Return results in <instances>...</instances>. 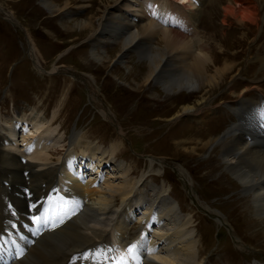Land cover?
Here are the masks:
<instances>
[{
    "label": "rangeland",
    "instance_id": "374dc122",
    "mask_svg": "<svg viewBox=\"0 0 264 264\" xmlns=\"http://www.w3.org/2000/svg\"><path fill=\"white\" fill-rule=\"evenodd\" d=\"M43 1L53 3L54 7L66 5L63 6L64 10L51 14L43 6L42 0H0V7L18 22L5 19L6 16L0 12V125L6 127L5 125L10 124L15 116L13 120L18 117L17 114H30L31 109L47 118L54 114L52 124L58 126L60 135H64V147L61 150L56 148L50 151L51 163H55L57 157L68 148V138L72 130L76 129L75 132L84 140L92 142L90 144L96 145L99 151H106L102 160L105 164L106 157L107 161L110 160L107 166L112 176L109 175L106 180L109 184L121 183L126 178L128 181L131 178L138 181L144 177L150 182L145 184L146 187L148 185L160 187L163 182L164 190L171 191L169 195L179 202L178 205L185 213L179 214L181 217L179 225H183L181 228L187 233L182 236L189 235L197 240L200 251L199 264H264V216L261 218L257 214L251 190L248 192L249 189L231 175L226 168L228 160L222 156V144L229 140L230 136H226L222 143H214L208 147L209 149L204 146L209 136L217 139L228 130L234 119L230 109L236 107L237 101L242 97L256 100L260 93H264V0H255V5L258 1L259 12L255 24L238 23L231 15H225L223 7L226 0H205L208 1V6L206 7V3L202 12L199 10L201 16L204 14L202 22L199 18L195 22V28L187 29L188 33L173 28L186 35L185 38L193 44L192 49L196 54H204V47L206 48L207 54L211 57V62H206L210 69L209 75L223 67L225 61L229 64L235 61L236 66L232 71L234 74L229 72L231 75L228 73L225 79H221L220 85L209 91L208 88H204L206 91L189 94L175 90L176 93L170 95L167 94L168 88L165 89L163 83H155L153 80L143 82L147 72L146 65L149 63L145 57L147 52L145 48L130 50L122 47L125 37L120 36L121 33L117 34L112 23L105 25V30L99 31L98 36V30L93 33L98 29L97 24L102 20L103 14L116 5L112 0ZM129 1L135 4L137 0ZM161 3V8L166 10V1ZM123 5L124 2L113 9L114 12L117 11L116 15L123 16V11H118L119 7H123L126 11L124 14L128 15V11L134 6L128 3V7ZM160 12L162 10H159V18L162 14ZM90 16H93L92 31L80 33L75 28L76 23L83 22ZM223 20H226L225 24ZM150 21L153 20L147 22ZM136 30L137 28L133 27L132 31ZM159 36L160 34L157 35L156 32L154 38L149 39L150 46L154 48L157 46ZM33 44L36 47L34 53L36 52L35 55L42 67L41 72L34 67L32 61ZM119 53H123V60H115ZM97 55L102 57L103 65L96 60ZM54 67L58 71L54 70ZM63 68H72L85 73L84 75L95 77L96 84L100 87V96L113 112L118 127L89 105L83 83L59 71ZM165 80L171 84L174 83L175 77L167 75ZM233 81H236L237 85L234 91L230 89ZM243 94L246 95L242 96ZM242 101L238 103L239 106ZM186 106L193 112L175 116L181 107ZM240 112L239 110L238 113ZM204 114L207 115L203 117ZM241 116L246 119L242 113ZM177 117H180L178 121ZM233 127L237 125L230 128ZM111 148H114V151L110 156ZM70 149L75 153L79 152L76 144ZM88 152L91 154V151ZM97 157H100V154L95 157L98 160ZM157 158L165 164L166 161L170 163L172 169L160 167L155 161ZM112 161L114 168L110 165ZM97 163L102 165L101 162ZM0 168V179L6 180L4 170L6 168L1 164ZM175 168H179L177 171H181L184 179L188 181L191 179L202 209L209 208V211L216 213L221 220L193 205ZM2 169L4 173H1ZM126 169L127 173L124 172ZM93 173H96V168ZM99 177L104 180L100 174ZM32 179L34 180L33 177L25 179L24 184L30 191L33 189L31 199L28 198L31 208L34 200L40 196L41 204L48 191L44 193V188L42 191L36 188L37 182ZM21 180L23 181L22 176ZM21 180L13 183L11 188L13 194L16 188H22ZM6 191L0 189L2 199L13 198L9 197ZM130 193L138 201V193L134 190ZM151 193L153 196V192ZM129 196L130 194L121 201L119 195H114L110 208L117 209V216H120L109 224L114 223V226L119 224V227L115 228L122 233L126 231L127 223L125 225L123 218L120 221L121 214L125 208H132L126 205ZM1 201L0 199V209H4L6 201H3V204ZM84 201L86 204L89 203L86 199ZM25 203V198L22 197L21 201L14 205L22 210L21 206ZM130 204L129 201L128 205ZM144 209L149 216V210ZM17 212L19 214L20 211ZM3 216L9 218L6 212ZM148 216L144 222H147ZM129 220L132 221L131 217ZM223 222L226 224H222ZM189 223V226L186 225ZM109 224L102 228L103 231L109 228ZM229 226L231 232L239 237L240 243H243L239 247L230 244L227 234ZM132 228L130 229L128 225V241L132 234L134 238L141 227L133 232ZM2 231L1 227L0 232ZM170 231L159 229L158 232L162 233L161 238L164 237L163 241L166 242ZM148 233L144 235L149 238L151 233ZM148 240L152 243L150 238ZM230 248H235L237 251L232 249L234 252L241 253L239 257L242 261L236 260L235 253L230 251ZM155 250V247L154 250H147L150 251V255L152 253V260L155 259L152 264H162V261L158 260L159 257L167 256V259H171L170 251H167L168 254L165 252L159 254ZM103 254L105 253L102 250L101 256L105 257Z\"/></svg>",
    "mask_w": 264,
    "mask_h": 264
},
{
    "label": "bare ground",
    "instance_id": "6f19581e",
    "mask_svg": "<svg viewBox=\"0 0 264 264\" xmlns=\"http://www.w3.org/2000/svg\"><path fill=\"white\" fill-rule=\"evenodd\" d=\"M112 1L113 4L116 5L109 8L103 14L102 20L97 24L98 29L95 31L93 30V33L98 30V36L99 31L105 30V25L112 23L116 28L117 34L121 33L120 36L124 35L125 37L122 47L130 50L131 48H145V51H147L145 53V57L148 59L149 63L146 65L147 72L143 79L144 83L152 80L155 81V83H163L165 89L168 88L167 94L169 95L171 93H176L175 90L184 91L189 94H195L198 91H203L204 88H208L207 91H209L213 87L220 85L219 82L221 79L225 76H228L229 72L232 73L233 69L235 68V61H231L230 64L225 61L223 63V67L218 69L215 68V73L209 75L208 72L210 69L208 63L206 62H211V57L209 54H207L206 48L204 47V54H196L192 49L193 44L185 38L186 35L173 30L174 23H177L187 29L195 28V22L201 15L199 10H201L200 8L202 7L205 0H137L135 1V4L129 0ZM161 1H166V10L161 8ZM123 2V6L125 7H128L127 3L133 4L134 6L132 8L130 7L131 11H128V15L124 14L126 11H124L123 7H119L118 11H123L122 15L124 17H121L116 15L115 12L117 11L114 12L113 9ZM42 4L51 14L64 10L63 8L65 7L63 6L66 5L63 4L62 7H54L53 3L43 0ZM257 4L258 1H256L255 5V0H226V5L223 7V10L225 15H231L238 23L244 24L249 22L251 24H255L256 20L259 18ZM0 10L8 19L11 20L12 16L9 13L2 9V7H0ZM159 10H162L160 14H163H161L160 18L158 17ZM199 13L200 15H198ZM162 17H169V28L160 24ZM151 19L153 21L147 22ZM92 20L93 16H90L85 21L76 23L75 28L80 33H83L84 31L88 33L92 31L94 27ZM222 22L225 24L226 20H223ZM159 25L160 28H158ZM133 27H136L137 30L132 31ZM156 32L157 35L159 33L160 36L158 38V43L156 42L157 46L154 48L150 46L149 39L152 37L154 38V34H156ZM35 49L36 47L33 44V52L31 55L33 56L32 58H34L35 62L33 59L32 60L34 62V66L39 70V72H41L40 62L35 55L36 52L34 53ZM122 58L123 53H119L117 59L115 60H123ZM96 60L101 62L102 57L97 55ZM100 64L103 65L104 63L101 62ZM54 68V70H57L56 67ZM167 75L175 77V80H173L174 83L170 84L168 81H166L167 79L165 80ZM93 78L95 79V77L92 75L83 74V80L90 86V94L94 105L106 119L113 123V121L107 117L108 111L104 109L105 107L102 105L98 97V89L94 86V81H96V79L94 80ZM232 85L233 86H230V89L234 91L237 86L236 81H233ZM255 103L260 109H262L260 102ZM187 106L183 108L181 107V110L176 112L175 116L180 114L184 116L187 113L193 112L191 109L187 108ZM237 110L239 112L240 107L237 108ZM206 115L207 114H204L203 117ZM239 115L241 116V112ZM54 118V114L50 118H47L41 113L34 112L33 109H31L30 114H23L18 116L15 120L12 119L10 124L5 125L6 127L0 125V164L6 168L4 169L6 173V180L0 179V189L2 188L3 190H7L6 193L9 197L13 196V198L10 200H6L5 198L2 199L1 196L3 195H0V199L2 200L1 204H3V201H6L5 205L8 201L17 203L21 201L22 197H24L25 200H28V198L31 199L30 194L33 193V189L32 191L28 190L26 193H24V184H26V180L30 177L34 178V180L32 179L34 182H37L36 188L41 189V191L44 188V193L52 188V191H54L61 198H67L68 201H65V204H70L74 193L81 197L82 200L86 199V201L89 203L85 205L84 210L78 215V217L73 218L71 223L67 226L60 228L53 233L37 234L38 238H40L37 241L38 243L30 248L28 253L19 260L20 262L18 261L16 264H61L64 258H68L70 256L68 255L69 253L76 251L78 252L86 245L97 243L99 239H102V244L100 247L105 254L109 244L110 248H112L111 243L113 241L121 243L122 245L126 244L128 242L129 234V230H127L128 225L125 226L126 231L124 232L123 230L124 233L117 230L113 225L110 232L103 235L102 232L104 231L102 228L107 226L112 221L115 222L116 218L120 216H117V209H110L112 208L111 203L114 200V195H119L122 201L128 194H130V192L135 189L140 192V195H147V202L143 204V208L148 209L150 215H147L148 219H146L147 222H145V224L149 222H154L155 224L159 223V229L162 230L164 228L165 230L170 229L172 231V233L170 231L171 234L168 232L169 234L167 236V240H170L167 244V247H170L172 250V256H169L171 259H167L166 256V259L159 257L158 260L162 261V264L164 262V264H199L200 251L197 245V240H194V238L189 235L182 236L184 233H187L181 228L183 225H179V222L181 221L179 219L180 212L178 211L175 203L170 201V199L165 195L167 193L166 190L164 194L163 190L161 189L157 191L151 189L153 196L150 194L148 195V190L139 184V181L142 178L138 181L132 178L128 181L126 178V180L122 181L121 183L112 185L111 182L109 184L106 179L103 180L101 177L96 178V176H94L95 173L92 174V171L94 172V168H96L92 164L88 165L87 170L94 178L90 176L88 179L87 176H83L81 168H74V162H86L87 152L91 151V157L88 161L94 160L95 157L100 154V157H97L98 160L95 159L94 161L101 162V166H103L105 161L102 160V158L106 151H99V148L96 145H91L90 143L92 142L84 140L80 135H78V132H72L68 138L69 144H65L68 148L62 153L61 156L57 157V161L55 163L50 162V151L56 148H58L57 150H61L64 147V135H60L58 133V126L52 124ZM201 121L202 120H200V122ZM243 121H245L244 118ZM240 126L241 123L232 129L230 126L224 135L217 139H214V136H209L206 139L204 146L206 145L208 148L214 143H222V140L226 138V136H230V139L225 140L222 144V156L228 160L226 162V168L234 178H236L244 187L249 189L248 192L251 190V193L253 194V204L255 210L257 214L263 218L264 142L260 141L259 143L255 144L249 143L247 138H243L244 135H247L246 132L248 130H240ZM232 132H234L233 134L237 132L238 133L237 135H233L231 134ZM20 135L21 140L19 142ZM75 144L78 146V153H75L70 149L71 146ZM111 150L112 151L109 150V155L113 153L114 148H111ZM18 155H21V158H24L23 161ZM109 162L110 160L107 161L106 159L105 165H107ZM23 172H25L27 176H24ZM124 172L127 173L128 170L126 169ZM177 172L185 184L191 187L190 181L184 179L181 176V171ZM1 173H4L3 169ZM17 175H19L18 178ZM21 176L23 177V181L21 180ZM20 180L23 182V184L21 183L22 188H16V191L13 194L11 189L13 183L17 181L19 182ZM27 188L29 189V187ZM190 192H192V190ZM191 197L194 200L195 197L193 195H191ZM40 201L41 196L34 200L32 208L38 209L40 206ZM128 204L129 202L127 201L126 205L128 207H133V205ZM127 211H130V209L125 208L123 214H125ZM4 212H6L5 208L0 209V229L3 225L7 224L9 219L4 218ZM123 214H121V216ZM127 218L130 219V216ZM123 222L126 225L124 219ZM186 225L189 226L190 223ZM52 226L53 225H51L50 228ZM148 232L150 233V231ZM164 233L165 232H163V234ZM146 236L144 234L142 235L140 243L141 246L145 250H154V244L150 243L148 236ZM164 236H166V234H164ZM180 236L183 238L181 237L180 239ZM162 238L164 237L162 236ZM21 245L24 247V251H27V243L23 242ZM122 247H118L114 250V252L117 253L119 259L124 264H134L131 260H128L127 262L128 257ZM100 258L103 259L104 257L101 256ZM171 260H173V262H171ZM152 263H154V260L152 259L148 260L147 262V264Z\"/></svg>",
    "mask_w": 264,
    "mask_h": 264
},
{
    "label": "snow or ice",
    "instance_id": "6c2138e0",
    "mask_svg": "<svg viewBox=\"0 0 264 264\" xmlns=\"http://www.w3.org/2000/svg\"><path fill=\"white\" fill-rule=\"evenodd\" d=\"M55 227H56V225L53 224V229H55ZM134 248H135V246H131V247H129V248H128V252H129V253H132ZM22 258H23V253H21V254L17 257L18 260H20V259H22Z\"/></svg>",
    "mask_w": 264,
    "mask_h": 264
}]
</instances>
